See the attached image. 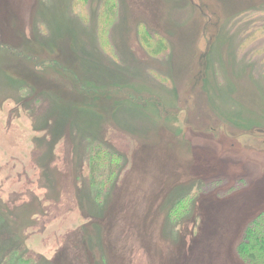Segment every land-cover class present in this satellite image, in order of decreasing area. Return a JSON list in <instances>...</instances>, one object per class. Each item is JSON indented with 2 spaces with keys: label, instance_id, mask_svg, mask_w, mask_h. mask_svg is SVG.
<instances>
[{
  "label": "rangeland",
  "instance_id": "obj_1",
  "mask_svg": "<svg viewBox=\"0 0 264 264\" xmlns=\"http://www.w3.org/2000/svg\"><path fill=\"white\" fill-rule=\"evenodd\" d=\"M263 27L264 0H0V264H264Z\"/></svg>",
  "mask_w": 264,
  "mask_h": 264
},
{
  "label": "trees",
  "instance_id": "obj_2",
  "mask_svg": "<svg viewBox=\"0 0 264 264\" xmlns=\"http://www.w3.org/2000/svg\"><path fill=\"white\" fill-rule=\"evenodd\" d=\"M262 31L264 33V27ZM258 217L261 218L258 219L260 222L246 233V242H248L250 248L249 254L258 255L260 259L264 260V212L260 213ZM251 242H253L254 246Z\"/></svg>",
  "mask_w": 264,
  "mask_h": 264
},
{
  "label": "bare ground",
  "instance_id": "obj_3",
  "mask_svg": "<svg viewBox=\"0 0 264 264\" xmlns=\"http://www.w3.org/2000/svg\"><path fill=\"white\" fill-rule=\"evenodd\" d=\"M86 63L89 65V68L93 69L92 71L96 72L95 67L98 66V62L96 60L93 59H86ZM263 74V73H262ZM251 82V81H250Z\"/></svg>",
  "mask_w": 264,
  "mask_h": 264
},
{
  "label": "water",
  "instance_id": "obj_4",
  "mask_svg": "<svg viewBox=\"0 0 264 264\" xmlns=\"http://www.w3.org/2000/svg\"><path fill=\"white\" fill-rule=\"evenodd\" d=\"M257 132H259V133H264V131L261 130V129H258ZM249 148H250V149H253L252 146H250ZM258 151H259V152H263L264 150L258 149Z\"/></svg>",
  "mask_w": 264,
  "mask_h": 264
}]
</instances>
